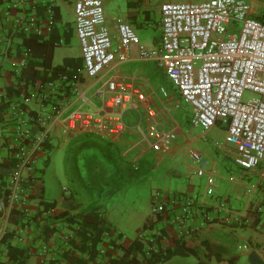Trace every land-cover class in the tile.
<instances>
[{
	"label": "built area",
	"instance_id": "1",
	"mask_svg": "<svg viewBox=\"0 0 264 264\" xmlns=\"http://www.w3.org/2000/svg\"><path fill=\"white\" fill-rule=\"evenodd\" d=\"M47 12L51 26L54 5ZM158 14L159 45L146 47L123 17H116L115 32L110 30L103 0H75V33L81 45L82 66H70L55 79L31 83V92H26L37 100L41 111L30 108L25 100L7 99L5 120L13 128L14 143L3 146L12 158L4 217L24 198L30 185L39 180V158L56 131L65 140L78 134L113 139L128 129L129 112L140 116L146 113L150 124L142 134L152 149L159 153L173 145L177 132L158 122V111L150 98L132 80L111 78L91 98L83 92L82 87L96 89V82L109 67L133 56L155 62L180 97L193 106L191 125L202 128L196 138L208 141V132L221 125L226 132L224 149L234 163L246 173L261 170L259 175L264 178V20L257 18L264 13L255 14L253 0H165L158 5ZM31 57L32 53L23 48L20 67H25ZM246 91L258 96L245 101ZM161 93L164 97L169 95L164 87ZM59 95L62 101L51 113L47 112L46 104ZM94 97L100 106L94 103ZM78 98H83V105H89L90 110L83 109L82 104L78 106ZM189 156L197 174L206 175L210 162L205 153L190 148ZM68 190L65 188V195ZM225 206L221 204L222 208ZM152 214L163 216V222L177 226L180 236L189 238L198 227L188 223L205 220L209 213L195 196L158 190ZM138 236L144 240L143 233ZM43 249L47 252L48 246ZM153 249L149 247L147 254Z\"/></svg>",
	"mask_w": 264,
	"mask_h": 264
},
{
	"label": "crops",
	"instance_id": "2",
	"mask_svg": "<svg viewBox=\"0 0 264 264\" xmlns=\"http://www.w3.org/2000/svg\"><path fill=\"white\" fill-rule=\"evenodd\" d=\"M143 1L146 0H141L139 7L129 8L125 17L122 15L119 16L123 17L131 24H137V22H134V19L140 21V18L145 17L142 13L146 10L145 8L147 5L143 4ZM74 2L75 0H21L20 3H17L16 0H0V128L5 126L9 132L6 136L4 134L0 135V183L5 184L4 181L12 170L11 153L8 148L3 147L7 142L14 143L13 128L9 126L5 120L6 107L9 103L8 100H25L30 108L40 110V105L37 100L31 93H28L31 90V83L52 79L51 77L54 72L52 70L53 67L62 64L65 59L80 58L82 60L80 53L78 56L68 55L64 57L61 63L54 62L56 48L64 44H71L73 39L77 36L71 21L64 19L62 8V4L67 6L68 3L74 18ZM50 5H54V9L56 8L59 10V14L61 15L59 19H55V23L51 26L49 25L50 17L47 12ZM130 12L137 13V16L134 17V14H130ZM142 26H144V23L140 24V27ZM70 30H72V34H69V37L66 39L64 32ZM53 33L57 34V38L55 39L54 49L51 54L52 67H45L44 57L47 56L45 51L49 47L47 45L49 43L46 42L51 39ZM30 36L38 37L39 42L25 40ZM23 48L30 49L32 57L28 64L22 68L20 67V57ZM129 62L149 64V62L153 61H142L133 56L131 60L125 63H119L116 66L109 67L103 73L100 80L96 82V89L93 88V90H90L87 87H82L83 92L85 91V96L91 98L93 92L105 85L111 78L115 77L132 80L135 85L150 98L152 104L158 111V122L165 128L177 132L176 140L181 139L183 142H188L190 143L189 146L197 142L198 138H196V135L192 137L187 134L182 122L175 123V120H173L175 124L173 125L172 123V107H177V103H179L180 99L177 93L172 89L173 85L171 81L168 79L169 86H161V88L164 87L169 93L167 97H164L161 93V88L158 90L153 87L147 73L132 69V66L130 68L124 67V64ZM156 66L161 70L157 64ZM163 73L165 74L164 70ZM165 76L167 77L166 74ZM9 88H11L10 92H8ZM23 92H26L25 95ZM61 99L62 96L59 95L57 99L46 104V111L51 113L53 107L62 101ZM78 99L80 100L79 102H82L83 98ZM81 104L83 105V102ZM97 104L100 106L99 100ZM133 119L141 120L142 123H140V127H137L139 123H136L135 126L132 121L130 122V120ZM127 124L128 129L125 133L113 139L88 134H78L69 140H65L63 136L57 138L59 131H56L51 145L53 146L57 140L58 145L68 148L72 155L76 154L77 149L79 150L83 146L96 145V148L98 147L104 151L101 156L105 157L102 158V160L105 159V164L111 165L112 163L110 161H115L121 166L122 156L125 157L128 154L129 158L131 157L133 159L128 158L127 160L133 161L136 159L138 164V169L135 174L144 169L145 162L148 163V171L150 169L153 171L152 168H154V171L157 172L154 166L157 167V164L162 162L164 154H162V152H155L142 134L149 129L150 119L147 114L142 113L140 116V114L129 112L127 114ZM211 131L212 129L210 132ZM52 146L50 148H52ZM106 149L109 150L106 151ZM174 153L175 148L172 150V147H169L166 155L171 156ZM44 156L45 152L41 154L40 158ZM148 156L152 159L146 158ZM153 160H155V162H153ZM50 161L51 156H48L47 159L44 160L46 166ZM150 161L154 163L153 166H151ZM76 164L77 171H74V174H76L77 185L79 184L81 186V180L87 178L81 175L80 166H78L79 162ZM213 164L214 163H212V170L209 172L205 184H202L200 187H198V185L188 184L186 189H178L179 191H184L195 196L199 202H202L206 206L209 213L205 220L196 219L188 223L190 226L198 227L196 240L185 238L187 239L188 247L194 250V253L190 256L196 257V264L199 262L210 264H237L238 256L236 253L232 252L231 247L221 242V239H217L210 235V229L212 230L215 225L219 224L223 230L228 231L229 235L232 233L236 240L243 241V243L239 244L240 248L243 245L248 246L246 249L241 248V250L243 253L248 254L250 264H264V260H258L256 262L253 261L254 257H252L254 255L256 256V253L262 256L259 248L264 245V208L260 207L261 201L264 198V178L260 177L256 183L244 182L241 178L237 180L234 184L235 186L226 185V189H221L223 186L219 177L222 176L223 172L221 168L219 170L215 168ZM96 165V176L99 174L98 178L100 179L108 178V171H112L111 168L107 166L102 167L100 163ZM126 168L127 167H125V169ZM117 169H119L121 174L125 173V171L121 172L120 168ZM194 169L196 170L195 166ZM177 170L178 168L172 169V167H170L168 172L174 173ZM37 174L38 173H36V175ZM247 180H252V177ZM43 182L44 181L41 182V177H39V180L35 184L30 185L26 195L15 205L10 215L2 218L0 222V264H16V262L10 258L7 243H11V245L29 252L25 264H80L74 260L75 258H82L87 261V264H109L111 257L120 259L124 256L123 250L114 248L111 245V241H116L117 243L128 246L138 238L139 232L143 226H138L135 234L129 236L120 226L124 225L123 221L120 220L119 222L118 217L108 208L99 206L98 203L96 205L81 203L79 198H75L77 191L75 190L74 192V189H69L67 195L63 193L60 199L49 197ZM164 186H166L165 183ZM95 187L97 188V186ZM70 192L74 197L72 198L73 202H64L65 197H67ZM232 199H234V201H232ZM41 201L46 203H52V201H54L55 206L46 211L44 206L40 204ZM221 204H231L232 207L230 208L226 205L225 208H222ZM92 208L104 212L106 219L112 224V228L110 232L105 233L103 240L98 244L97 249L99 255L96 260L89 261V253H83L77 248L82 243V237L77 234V224H70L67 221L50 223V220L54 215L64 211L74 214ZM144 214L143 212L141 213V215ZM256 215L259 217V221L256 224H254V222H249V220ZM218 218H222L225 222L219 220L215 221V219ZM163 226L164 224L161 227ZM158 227H160L159 224ZM239 230L243 233H238ZM8 231H13V234L7 239V242H4L3 237ZM179 231L177 226H166V238L162 239L160 244L164 247H175L176 240L181 237ZM203 238L208 239L211 246L209 250L201 242ZM74 243L76 245L75 247L73 246ZM87 244L90 246L91 242L88 241ZM46 245L48 246L47 252L43 249ZM153 248L158 249V246L154 245ZM217 254L220 255V260H218ZM262 257L264 259V256ZM175 258L178 257H174L163 264H182L180 261H174ZM139 259L141 260V264H148L141 256H139ZM42 260H45V262L42 263Z\"/></svg>",
	"mask_w": 264,
	"mask_h": 264
},
{
	"label": "rangeland",
	"instance_id": "3",
	"mask_svg": "<svg viewBox=\"0 0 264 264\" xmlns=\"http://www.w3.org/2000/svg\"><path fill=\"white\" fill-rule=\"evenodd\" d=\"M146 1H148V4L145 9L149 11L150 18H140V21L144 22V26L142 27H140V25L137 26L136 24H132V26L139 35L141 43L146 47H154L159 45L161 36L158 5L165 0ZM103 3L106 23L110 30L115 32L116 25L114 18L119 17V15L125 17L129 8L140 6L141 0H103ZM62 8L64 19L71 21V24L74 25L75 28L71 7L67 3V6L62 4ZM253 10L256 15L264 13V0H253ZM142 14L145 15V12L143 11ZM80 53L81 45L76 36L71 44H64L63 46L56 48L54 62L61 63L64 57L68 55L78 56ZM131 66L132 69L147 73L154 88L159 90L161 86H169L168 78L165 76L162 69L159 70V68H157L155 63L149 62V64H145L140 62H129L124 64V67L127 68H130ZM172 89L177 93V96L180 99V107H172V123L174 122L173 120H175V123L182 122L187 134L192 137L200 134L202 128L192 126L190 122L194 112L193 106L183 100L176 89L173 87ZM257 96L258 94L252 91H246L244 94V100L247 101ZM93 101L94 103H98L97 98H94ZM81 103L82 102L77 105L79 106ZM82 108L90 110L91 107L89 105H84ZM131 121L135 126L136 123H139V119H133L130 120V122ZM175 123H173V125ZM139 125L141 124L139 123L137 127ZM208 133V141L200 137L197 142L190 146V143L183 142L181 139L175 140L174 144L171 146L172 150L175 148V153L171 156H167V149H163L162 154H164V158L162 162L157 164V167L154 166L157 172L154 171V168H152L153 171L151 169L148 171V163L145 162L144 171L141 170L137 174H135L138 169L136 159L133 161L127 160L129 158L128 154L125 157L122 156L121 166L115 161H110L112 163L110 165L105 164V159L102 160V158H105L101 156L104 151L98 147L96 148V145L83 146L81 149H77L76 154L72 155L68 148L58 145V141L56 140L52 148L44 151L45 156L39 159V171L37 176L41 177V182L44 181L43 183L47 189L49 197L60 199L65 188L74 189V192L75 190L77 191L75 198H79L81 203L93 205L98 203L99 206L111 210L116 217H118L119 222L120 220L123 221L124 225L120 226L125 230L126 234L132 236L135 234L136 228H138V226H143L146 218L153 215L152 204L158 190L174 194L176 191H179L178 189H186L188 184L198 185V187H200L202 184H205L208 174L212 170V163H214L213 165L215 168H218L219 170L220 168L222 169L223 174L219 177L223 186L221 189H226V185H234L237 180L241 178L244 182L248 183H256L259 180V172H261V170L256 169L251 172H244L234 163L232 155L224 149L223 143L225 141L226 132L221 125H215L212 128V131ZM1 134H4L5 136L9 134L7 127L4 126L0 128V135ZM60 137H62V135L58 133L57 138ZM190 148L204 152L207 156L206 159L210 161V166L205 176H198L194 169L195 163L189 156ZM108 150L109 149H106V151ZM48 156H51V161L46 166L44 160L47 159ZM146 158L152 159L149 156ZM77 162H79L78 166H80L81 175L87 178L81 180V186L79 184L77 185L76 174H74V171H77ZM150 162L151 166H153L155 160ZM97 163H100V166L102 167L107 166L111 168L112 171H108L109 173L107 172L109 176L108 178L100 179L98 178L99 174L96 176ZM125 167L127 168L125 169ZM170 167H172V169L178 168V170L174 173L168 172ZM117 168H120L121 172L125 171V173L121 174ZM251 177L252 180L248 181L247 179ZM7 181L8 177H6L4 181L6 185ZM164 183L166 186H164ZM95 186H97V188ZM232 201H234V199H232ZM227 206L230 208L232 207L231 204H228ZM142 212L145 214L141 215ZM163 223L164 222L162 221L159 222L160 227ZM240 232L242 231L239 230L238 233ZM145 233H150V231ZM210 235L217 239H221V242H224L231 247L232 252L236 253L238 256L237 264H250L248 254L243 253L239 246L243 241L236 240L232 233L229 235L228 231L223 230L218 224L215 225L212 230L210 229ZM259 251L260 254L264 256V245L259 248ZM196 260L197 259L196 257L194 258V256L178 257L174 259V261H180L182 264H196Z\"/></svg>",
	"mask_w": 264,
	"mask_h": 264
},
{
	"label": "trees",
	"instance_id": "4",
	"mask_svg": "<svg viewBox=\"0 0 264 264\" xmlns=\"http://www.w3.org/2000/svg\"><path fill=\"white\" fill-rule=\"evenodd\" d=\"M131 4V3H130ZM143 4L147 5L148 1H143ZM133 6V5H130ZM145 17L146 18H150L149 17V11L145 10ZM130 14H134V17L137 16V13H133L130 12ZM60 14H59V10H57L56 8L54 9V23H55V19H59L60 18ZM257 18L264 20V15L263 16H257ZM134 23L137 26L140 24H143V21H138V19H134ZM69 34H72V30L70 31H65L64 35L67 39V37H69ZM57 38V34L53 33L51 35V39L47 40L46 43L49 47L46 49V54L47 56L44 57V66L45 67H52V63H51V54L52 51L54 49V45H55V39ZM39 38L36 36H30L28 37V39L25 40H34L39 42L38 40ZM27 46V45H26ZM30 51V49H29ZM77 60V61H76ZM81 67L82 66V60L80 58L76 59V58H68L65 59V61L57 66L53 67V77L57 78V74L59 72H63L65 71V69L67 67ZM52 79H48V80H52ZM47 79L45 81H48ZM44 82V81H42ZM175 89V88H174ZM11 91V88L8 89V92ZM177 91V90H176ZM178 92V91H177ZM52 142H50V144H48L47 149H49L52 145ZM6 183H0V222L2 220V218L5 215V206H4V198L6 195ZM73 192V191H72ZM176 193H186L189 196H193L187 192L184 191H176ZM73 194H70L65 197L64 202H73ZM41 205L44 206V209L50 210L51 207L55 206V202L52 203H46L44 201H41L40 203ZM260 207L264 208V198L261 201ZM41 213V212H40ZM39 214V213H38ZM40 215V214H39ZM163 216L161 215H151L147 218L146 222L144 223L142 229L140 230L139 234L143 233L144 236V240L140 239L139 236L137 239H135L130 245L125 246L121 243H117L116 241H111V245L116 248V249H121L124 252V256L120 259H115L113 257H111L109 264H141V260L139 259V256L142 257L143 260H145L146 262H148V264H163L164 262H167L169 260H171L174 257H187L190 256L191 254L194 253L193 248L188 247L187 245V239H185L184 237H180L179 239L176 240V245L175 247L172 246H162L160 244L161 240L166 238V233H165V227L168 226L169 224L167 223H163L164 226L163 227H158V224L160 221H162ZM221 221V222H225L224 220H222V218H218L215 219V221ZM60 221H67L70 224H77V234H79L82 237V243L77 247L78 249H80L83 253H89V261H94L96 260V258L99 255V251L97 249L98 244L103 240L105 233L110 232L111 228H112V224L110 222H108V220L105 217L104 212H100L97 209H89L86 211H82L79 213H74V214H70L67 211H64L60 214L54 215L51 220L50 223H57ZM214 221V219H213ZM259 221V217L253 216L249 222H254V224H256ZM163 222V221H162ZM147 231H150V233H145ZM197 231H195L190 237L189 239H193L196 240L197 239ZM13 234V231H8L6 233V235L3 237L4 242H7V239ZM150 238L152 239V241H150ZM90 241L91 245L89 246L87 244V242ZM201 242L206 246V248L209 250L211 248L210 243L208 241L207 238H203L201 239ZM8 248H9V255L11 260H13L14 262H16V264H25L26 259L29 256V252L25 251L23 249H19L18 247H15L13 245H11V243H7ZM157 245L158 249H153L151 251V253L148 255V248L151 246ZM73 246L75 247V243L73 244ZM218 260H220V255H216ZM253 261H258V260H264L262 256H260L259 254L256 253V256H252ZM74 260H76L77 262H79L80 264H87V261L83 260L82 258H75ZM198 264H210V263H205V262H199Z\"/></svg>",
	"mask_w": 264,
	"mask_h": 264
},
{
	"label": "clouds",
	"instance_id": "5",
	"mask_svg": "<svg viewBox=\"0 0 264 264\" xmlns=\"http://www.w3.org/2000/svg\"><path fill=\"white\" fill-rule=\"evenodd\" d=\"M138 168V167H137Z\"/></svg>",
	"mask_w": 264,
	"mask_h": 264
}]
</instances>
